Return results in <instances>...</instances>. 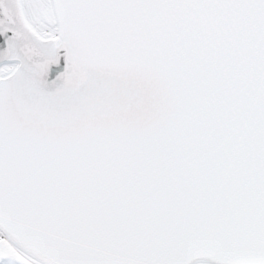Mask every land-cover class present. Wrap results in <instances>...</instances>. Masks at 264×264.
Listing matches in <instances>:
<instances>
[{"label":"snow or ice","instance_id":"6c2138e0","mask_svg":"<svg viewBox=\"0 0 264 264\" xmlns=\"http://www.w3.org/2000/svg\"><path fill=\"white\" fill-rule=\"evenodd\" d=\"M0 264H264V0H0Z\"/></svg>","mask_w":264,"mask_h":264}]
</instances>
